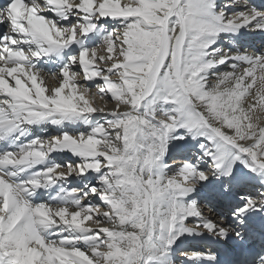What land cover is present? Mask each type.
Returning a JSON list of instances; mask_svg holds the SVG:
<instances>
[{"label": "snow or ice", "instance_id": "1", "mask_svg": "<svg viewBox=\"0 0 264 264\" xmlns=\"http://www.w3.org/2000/svg\"><path fill=\"white\" fill-rule=\"evenodd\" d=\"M0 264H264V2L2 0Z\"/></svg>", "mask_w": 264, "mask_h": 264}, {"label": "bare ground", "instance_id": "2", "mask_svg": "<svg viewBox=\"0 0 264 264\" xmlns=\"http://www.w3.org/2000/svg\"><path fill=\"white\" fill-rule=\"evenodd\" d=\"M2 1V0H1ZM255 2L256 3H259L260 2V0H255ZM262 2H264V0H262ZM45 15H49V14H45ZM256 44L257 45H259V40L257 39L256 40ZM47 84L49 85V86H54L55 85V81L54 80H52L51 79V77H49L48 79H47ZM91 86V85H90ZM96 103H97V106L98 107H100V106H104L103 105V102L102 101H100V99H99V97H97L96 98ZM50 134H55L54 132H50ZM178 158V157H177ZM205 212H207V214H210V212H209V210H205ZM207 245H210V244H207ZM193 248H200V247H202L198 242H195V241H193L192 242V245H191Z\"/></svg>", "mask_w": 264, "mask_h": 264}]
</instances>
